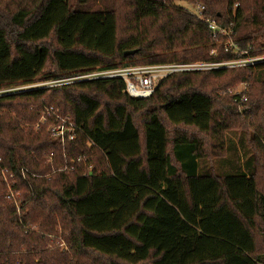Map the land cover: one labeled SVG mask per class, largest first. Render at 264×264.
Listing matches in <instances>:
<instances>
[{"label": "trees", "instance_id": "trees-1", "mask_svg": "<svg viewBox=\"0 0 264 264\" xmlns=\"http://www.w3.org/2000/svg\"><path fill=\"white\" fill-rule=\"evenodd\" d=\"M128 1L132 17L123 38L112 7L19 0L10 11L6 4L7 12L0 10V91L138 64L227 60L235 57L225 50L230 38L241 48L264 46V0H184L231 29L218 39L208 22L176 0ZM128 50L137 51L125 55ZM254 72L264 78V62L175 73L144 98L131 96L122 78L0 93V190L11 212H0V264H99L85 262L88 250L109 264H264V242L258 243V235L264 238V187L256 156L263 153L236 150L211 172L200 138L176 132L170 139L159 115L215 132L214 100L198 88L197 77L233 73L245 79ZM236 97L230 101L240 106ZM243 105L250 109V100ZM45 106L60 107L82 126L75 140L63 145L48 124L36 126ZM131 110L146 111L143 144ZM5 168L16 176L15 190H22L20 215L7 198ZM49 192L56 202L48 210L41 200ZM6 220L9 231L2 229ZM66 220L72 222L67 248H49Z\"/></svg>", "mask_w": 264, "mask_h": 264}, {"label": "rangeland", "instance_id": "rangeland-1", "mask_svg": "<svg viewBox=\"0 0 264 264\" xmlns=\"http://www.w3.org/2000/svg\"><path fill=\"white\" fill-rule=\"evenodd\" d=\"M10 1V2H9ZM9 2V3H7ZM19 0H0V10L7 12L5 9L6 4L10 11H16L18 8ZM73 6H80L90 10H96L104 7H112L116 10L117 21H118V38H123L129 31L127 27L129 24V18L132 17L131 5L126 0H70ZM176 3L181 4L191 11L195 10V6L198 4L179 1L176 0ZM51 46H56L54 39L50 41ZM225 44V43H224ZM203 61V60H195ZM193 62V61H191ZM51 65V64H49ZM48 65V66H49ZM51 68V66H49ZM242 74H226L223 78H216L212 75H201L196 79V85L201 90L212 94L214 100V111L217 112V115L214 117L215 123H219V128L217 131H200L195 126H188L184 124L175 125L171 123L167 118L164 117L163 112H159L160 117L164 121V124L169 130V137L172 139L175 136L176 132H184L190 136H197L200 138L205 152V158L203 164L208 166V170L211 172H218L219 167L222 162L227 158L233 156L237 150L240 154L245 153L244 148H248L249 152H255L258 150L261 151V155H257L258 158V182L259 185L264 187V78L262 76H257L254 73L251 75L248 73L245 79H241ZM43 82V81H39ZM235 94H246L248 96V101L250 100L251 107L246 105L235 106L230 101V96ZM61 111V108H58ZM131 113L134 117V121L141 133V142L144 143V125L146 118V111L131 110ZM168 150H172V144L169 145ZM251 153V152H250ZM249 153V154H250ZM248 154V155H249ZM69 161V157H65V161ZM70 162V161H69ZM67 163V161L65 162ZM12 186V184H11ZM13 189V188H12ZM14 190V189H13ZM10 188L8 186V194ZM22 194V190H20ZM50 192L47 193L41 202L46 204L47 209L55 208V200L49 198ZM9 198V197H7ZM10 199V198H9ZM11 200V199H10ZM19 210V215L22 212ZM0 212L9 217L10 215V205L3 198V190H0ZM69 219V218H68ZM12 222H4L2 229H7L11 227ZM72 224L69 220H66L64 223L65 226L61 227L62 224L58 225V231L60 234L53 235L51 240L47 243V246L51 249H62L67 248V241L72 234L70 230L67 229V225ZM14 224V223H13ZM33 225V227H31ZM28 229H36L37 224H26ZM74 232L79 228V225H74ZM73 232V234H74ZM258 234V233H257ZM65 236V237H64ZM259 245L262 246L264 238L261 234L258 235ZM263 241V242H262ZM45 246V243H43ZM88 254L85 256V262H92V260H97L99 264L106 262L104 264H109V259H105L99 254H92L91 251H87ZM97 258V259H94ZM84 260H82L84 262ZM115 264H125L121 261L115 260ZM138 264H153V260L149 259Z\"/></svg>", "mask_w": 264, "mask_h": 264}, {"label": "built area", "instance_id": "built-area-1", "mask_svg": "<svg viewBox=\"0 0 264 264\" xmlns=\"http://www.w3.org/2000/svg\"><path fill=\"white\" fill-rule=\"evenodd\" d=\"M204 7L195 6L194 12L198 17L208 22L211 29L212 37L218 39L221 35H230L231 29L222 28L215 20L205 18L203 15ZM225 50H233L235 57L222 61H193V62H167V63H152V64H138L131 66L118 67L106 70H95L87 73L79 74L77 76L49 80L43 82H37L29 85H24L16 88L2 90L4 92H14L17 90H29L32 88L40 87H52L65 83H71L75 81L91 80L98 78H122L126 81V89L128 93L133 97H150L154 94L160 81L169 77L175 73L200 71V70H215L221 68H242L254 66L264 62V46L260 49L254 48L252 45L241 48L231 38L224 44ZM216 51V50H215ZM214 53V51H213ZM239 97L235 98L240 105H243L248 101L246 94H235ZM48 124V131L51 133L58 142L65 145L68 141L75 140L78 136V132L82 130V126L73 121L69 116H64L61 111L55 106H45L40 121L37 123V127L40 125ZM93 143L89 142V145ZM81 156L78 157V160ZM75 159H72L74 162ZM92 167V164H90ZM63 170L68 169L66 165ZM29 171V170H27ZM2 175L6 184L10 188L8 197L16 203L17 209L21 208L20 195L21 192L15 190L13 184L15 183L16 176L14 173L8 174V169L2 170ZM26 177V170L23 172ZM36 176V175H35ZM12 184V186H11ZM14 190H13V189Z\"/></svg>", "mask_w": 264, "mask_h": 264}, {"label": "water", "instance_id": "water-1", "mask_svg": "<svg viewBox=\"0 0 264 264\" xmlns=\"http://www.w3.org/2000/svg\"><path fill=\"white\" fill-rule=\"evenodd\" d=\"M137 50H128L125 52V55L134 54Z\"/></svg>", "mask_w": 264, "mask_h": 264}]
</instances>
